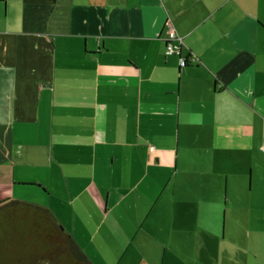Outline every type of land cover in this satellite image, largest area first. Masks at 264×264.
Instances as JSON below:
<instances>
[{
  "label": "crops",
  "instance_id": "crops-1",
  "mask_svg": "<svg viewBox=\"0 0 264 264\" xmlns=\"http://www.w3.org/2000/svg\"><path fill=\"white\" fill-rule=\"evenodd\" d=\"M7 198L95 264H264V0H0Z\"/></svg>",
  "mask_w": 264,
  "mask_h": 264
},
{
  "label": "trees",
  "instance_id": "trees-1",
  "mask_svg": "<svg viewBox=\"0 0 264 264\" xmlns=\"http://www.w3.org/2000/svg\"><path fill=\"white\" fill-rule=\"evenodd\" d=\"M73 236L44 204L0 201V264H95Z\"/></svg>",
  "mask_w": 264,
  "mask_h": 264
},
{
  "label": "built area",
  "instance_id": "built-area-1",
  "mask_svg": "<svg viewBox=\"0 0 264 264\" xmlns=\"http://www.w3.org/2000/svg\"><path fill=\"white\" fill-rule=\"evenodd\" d=\"M166 53L167 54H180L183 45V37L175 31H170L166 37ZM180 56V55H179ZM180 64L185 65L186 61L184 57L180 56Z\"/></svg>",
  "mask_w": 264,
  "mask_h": 264
},
{
  "label": "rangeland",
  "instance_id": "rangeland-1",
  "mask_svg": "<svg viewBox=\"0 0 264 264\" xmlns=\"http://www.w3.org/2000/svg\"><path fill=\"white\" fill-rule=\"evenodd\" d=\"M20 188V187H19ZM25 188H27L28 190L30 189V188H35L33 185H27V186H25ZM30 190H35V189H30ZM31 202H34V201H31Z\"/></svg>",
  "mask_w": 264,
  "mask_h": 264
}]
</instances>
